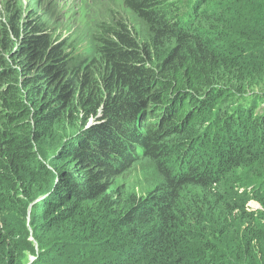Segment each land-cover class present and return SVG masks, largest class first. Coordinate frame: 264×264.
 Masks as SVG:
<instances>
[{"label":"trees","instance_id":"1","mask_svg":"<svg viewBox=\"0 0 264 264\" xmlns=\"http://www.w3.org/2000/svg\"><path fill=\"white\" fill-rule=\"evenodd\" d=\"M120 2L0 0V264H264V0Z\"/></svg>","mask_w":264,"mask_h":264},{"label":"rangeland","instance_id":"2","mask_svg":"<svg viewBox=\"0 0 264 264\" xmlns=\"http://www.w3.org/2000/svg\"><path fill=\"white\" fill-rule=\"evenodd\" d=\"M32 1L36 2L37 0ZM102 2L121 6L120 0H41V9L60 39L70 33L72 38L85 41L90 30V26L85 20L88 8H91L97 16H102L104 13ZM124 13L132 22L136 23L135 18L128 10ZM85 45L87 46L84 44L80 47ZM153 170L151 162L142 158L115 180L116 186L123 192H131L134 189L142 192L144 186L152 182ZM252 206L257 207L255 204Z\"/></svg>","mask_w":264,"mask_h":264},{"label":"clouds","instance_id":"3","mask_svg":"<svg viewBox=\"0 0 264 264\" xmlns=\"http://www.w3.org/2000/svg\"><path fill=\"white\" fill-rule=\"evenodd\" d=\"M138 149V152H136V157H137V160L135 161V162H137L138 160H140V159H142L143 158V152L141 151V149H139V148H137ZM144 159V158H143ZM135 164V163H134ZM132 166H133V164L131 165V167L130 168H132ZM129 168V169H130ZM126 173V172H125ZM253 202H255V203H253ZM257 205V207H253L252 205ZM248 206L249 207H251L252 209H257L258 208V202L257 201H255V200H250L249 202H248Z\"/></svg>","mask_w":264,"mask_h":264}]
</instances>
